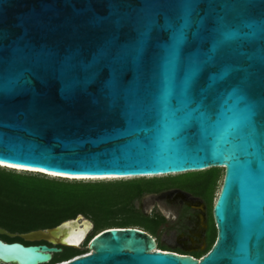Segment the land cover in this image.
I'll return each instance as SVG.
<instances>
[{"label":"water","instance_id":"water-1","mask_svg":"<svg viewBox=\"0 0 264 264\" xmlns=\"http://www.w3.org/2000/svg\"><path fill=\"white\" fill-rule=\"evenodd\" d=\"M0 164L118 178L222 167L200 258L109 226L55 264H264V0H0ZM83 217L20 235L51 244L0 238V264L77 247L57 232Z\"/></svg>","mask_w":264,"mask_h":264},{"label":"trees","instance_id":"trees-1","mask_svg":"<svg viewBox=\"0 0 264 264\" xmlns=\"http://www.w3.org/2000/svg\"><path fill=\"white\" fill-rule=\"evenodd\" d=\"M137 181L58 179L0 166V227L16 234H0V238L24 244L48 243L26 241L20 234L54 227L78 214L92 221L94 232L109 226L140 224L136 215L126 207ZM93 235L88 236L87 242ZM57 246L61 251L53 253L48 264L66 261L88 251L87 247Z\"/></svg>","mask_w":264,"mask_h":264},{"label":"flooded vegetation","instance_id":"flooded-vegetation-1","mask_svg":"<svg viewBox=\"0 0 264 264\" xmlns=\"http://www.w3.org/2000/svg\"><path fill=\"white\" fill-rule=\"evenodd\" d=\"M208 170L189 171L197 172L192 175L183 172L127 178L138 180L133 196L126 203L140 222L131 227L147 232L155 249L196 258L206 254L217 236L209 206L219 174Z\"/></svg>","mask_w":264,"mask_h":264},{"label":"rangeland","instance_id":"rangeland-1","mask_svg":"<svg viewBox=\"0 0 264 264\" xmlns=\"http://www.w3.org/2000/svg\"><path fill=\"white\" fill-rule=\"evenodd\" d=\"M2 168L4 169H7V170H13V171H16V172H24V173H28V174H38L40 176H46V177H49V178H58V179H71V178H64V177H57V176H54V175H49V174H45V173H40V172H36V171H28V170H20V169H12L10 167H6V166H1ZM209 170H214V171H217L218 170V175L216 177V180H215V184H214V188H213V194H212V197H211V200H210V206L209 208L211 209L212 206H213V203L217 197V194L219 192V189H220V186H221V183H222V178H223V172H224V169L222 167H211V168H208ZM197 172H184L183 174L185 175H192V174H195ZM169 175H176V174H168ZM163 176H167V175H160V176H157V177H163ZM127 178H131V177H125V178H96V179H81V180H84V181H87V180H116V179H127ZM79 180V179H78ZM59 233H62L61 236H60V239L64 242H67L69 243L67 240L71 237L75 238V239H78L80 238L81 241L78 243V244H75V245H78L77 247L79 248H83V247H87V238L88 236L93 233L95 234L96 232H94V229H93V223L92 221L89 219V218H86L85 216L82 218V219H78V220H75V221H69L67 222L65 225H63V227L58 230L57 232V235ZM23 234V233H22ZM16 234L13 233V235L11 236H14ZM21 235V234H20ZM43 240H36V241H33V242H41ZM84 243H86V246H84ZM87 252H90V250H88ZM86 252V253H87ZM84 254V253H83ZM5 264H13V263H5ZM44 264H48V263H44Z\"/></svg>","mask_w":264,"mask_h":264},{"label":"bare ground","instance_id":"bare-ground-1","mask_svg":"<svg viewBox=\"0 0 264 264\" xmlns=\"http://www.w3.org/2000/svg\"><path fill=\"white\" fill-rule=\"evenodd\" d=\"M1 163H3L4 164V162H1ZM8 165H13V164H8ZM13 166H16V168L17 169H25V168H27V167H25V166H19V165H13ZM28 168H30V169H32V170H37V168H31V167H28ZM45 171V170H44ZM47 172H49L51 175H58V176H63V177H69V178H77V179H80V178H87V179H89V178H91V179H98V178H118V177H116V175H100V176H93V175H91V176H88V175H66V174H59V173H56V172H50V171H47ZM69 243H72V244H78L80 241H81V239L80 238H78V239H75V238H73V237H71V238H69L68 240H67ZM6 263H8V261L6 262ZM16 264V263H15Z\"/></svg>","mask_w":264,"mask_h":264},{"label":"built area","instance_id":"built-area-1","mask_svg":"<svg viewBox=\"0 0 264 264\" xmlns=\"http://www.w3.org/2000/svg\"><path fill=\"white\" fill-rule=\"evenodd\" d=\"M78 256V255H77ZM77 256H74L73 258H75V257H77ZM69 260V259H68ZM68 260H66V261H68Z\"/></svg>","mask_w":264,"mask_h":264}]
</instances>
